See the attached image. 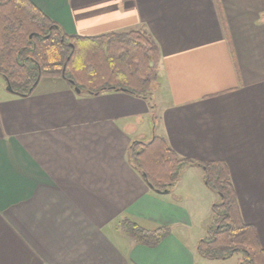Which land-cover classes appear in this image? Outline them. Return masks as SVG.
Wrapping results in <instances>:
<instances>
[{
	"label": "crops",
	"instance_id": "0c3cea01",
	"mask_svg": "<svg viewBox=\"0 0 264 264\" xmlns=\"http://www.w3.org/2000/svg\"><path fill=\"white\" fill-rule=\"evenodd\" d=\"M30 1L69 34L148 33L167 94L89 95L49 78L26 95L0 88V264H200L197 240L177 233L191 200L152 190L129 161L153 136L227 165L264 249V0ZM122 217L171 233L138 244Z\"/></svg>",
	"mask_w": 264,
	"mask_h": 264
},
{
	"label": "trees",
	"instance_id": "16d2710c",
	"mask_svg": "<svg viewBox=\"0 0 264 264\" xmlns=\"http://www.w3.org/2000/svg\"><path fill=\"white\" fill-rule=\"evenodd\" d=\"M160 49L146 32L129 29L93 36L69 34L30 0H0V76L11 92L26 95L41 76H59L80 93L125 91L149 99L157 87ZM128 158L159 193L177 183L183 165L202 169L204 184L219 196L211 206L212 223L196 251L208 259L239 255L237 264H264V249L254 227L239 211L227 165L179 157L161 136L130 144ZM120 230L132 241L155 246L171 233L169 226L141 227L126 217Z\"/></svg>",
	"mask_w": 264,
	"mask_h": 264
},
{
	"label": "rangeland",
	"instance_id": "374dc122",
	"mask_svg": "<svg viewBox=\"0 0 264 264\" xmlns=\"http://www.w3.org/2000/svg\"><path fill=\"white\" fill-rule=\"evenodd\" d=\"M53 79L58 82H65L63 78L59 76H41L39 79L48 80ZM37 80V83L39 81ZM61 80V81H60ZM36 83V84H37ZM0 88H7L5 80L0 76ZM167 94V88L165 84H161V81L157 80V87L152 89L149 93V98L156 103L162 98H165ZM153 127V125H152ZM182 180L179 183L174 184L171 187L172 196L188 198L191 200L189 209L191 210V222L182 227V231H177L183 238L187 237L188 241H195L203 239L207 236V228L212 223L211 206L213 203L219 202V196L203 186H195L192 178L202 177V169L200 167H191L183 165L180 170V176ZM203 180V179H202ZM171 192V191H170ZM197 195L199 198H197ZM171 196V195H170ZM152 227L151 229H153ZM200 264H237L239 255L234 254L231 257L223 259H208L201 257Z\"/></svg>",
	"mask_w": 264,
	"mask_h": 264
},
{
	"label": "water",
	"instance_id": "95a60500",
	"mask_svg": "<svg viewBox=\"0 0 264 264\" xmlns=\"http://www.w3.org/2000/svg\"><path fill=\"white\" fill-rule=\"evenodd\" d=\"M6 86H7V88H6V89H7L8 91H10V92H11V89H10V87H9L8 85H6ZM74 90H75L76 92H79V89H78V88H74Z\"/></svg>",
	"mask_w": 264,
	"mask_h": 264
}]
</instances>
